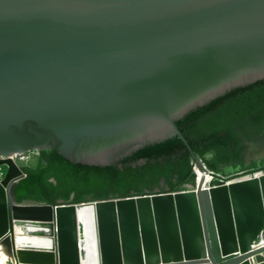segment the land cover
Returning <instances> with one entry per match:
<instances>
[{
	"label": "water",
	"instance_id": "obj_1",
	"mask_svg": "<svg viewBox=\"0 0 264 264\" xmlns=\"http://www.w3.org/2000/svg\"><path fill=\"white\" fill-rule=\"evenodd\" d=\"M263 79L264 0H0V243L13 263L264 264V165L226 176L192 153L221 182L211 191L57 205L12 193L41 150L106 166L173 137L189 147L175 120ZM28 153L33 164L12 159Z\"/></svg>",
	"mask_w": 264,
	"mask_h": 264
},
{
	"label": "trees",
	"instance_id": "obj_2",
	"mask_svg": "<svg viewBox=\"0 0 264 264\" xmlns=\"http://www.w3.org/2000/svg\"><path fill=\"white\" fill-rule=\"evenodd\" d=\"M178 137L145 145L111 165L73 164L57 151L41 150L34 169L12 188L17 203L49 205L179 192L194 185L192 153L215 173L241 172L252 143L264 140V79L237 87L175 120Z\"/></svg>",
	"mask_w": 264,
	"mask_h": 264
},
{
	"label": "bare ground",
	"instance_id": "obj_3",
	"mask_svg": "<svg viewBox=\"0 0 264 264\" xmlns=\"http://www.w3.org/2000/svg\"><path fill=\"white\" fill-rule=\"evenodd\" d=\"M264 155V152L260 153L259 156ZM13 161H15L18 165H23V164H33L34 159H35V154L34 153H28V154H22V155H14L12 156ZM250 158V157H249ZM197 168V167H196ZM200 172V182H202L203 184V188L204 189H209V191H211V189H213V187L210 185L213 177L209 174V173H203L201 171ZM261 174L258 173L256 174V176H260ZM4 174H1L0 177H2L3 179ZM245 178V177H244ZM244 178L241 179H235V180H231V181H227V184H237V183H242V181L244 180ZM252 177L251 176H247V181L250 180ZM0 179V181L2 180ZM219 184H216V186ZM214 190V189H213ZM264 242V239L262 240ZM11 257H9L8 253L5 251V246H3L0 243V264H6L8 259H10Z\"/></svg>",
	"mask_w": 264,
	"mask_h": 264
},
{
	"label": "rangeland",
	"instance_id": "obj_4",
	"mask_svg": "<svg viewBox=\"0 0 264 264\" xmlns=\"http://www.w3.org/2000/svg\"><path fill=\"white\" fill-rule=\"evenodd\" d=\"M248 150H249L248 153L245 155V158L247 157V160L245 159V163L246 164H250L253 161L258 162V163L259 162H264V159H263L264 155L259 156L260 153L264 152V140L259 142V143H257V144H255L254 146H250L248 148ZM5 171H6L5 167L0 168V175L4 174ZM236 173H238V172H233L231 170V168H227L225 170V173H221V174H224L226 176H230V175H234ZM0 179H2V177H0ZM5 251L7 252L6 247H5ZM9 257H10V255H9ZM6 264H14L12 257L10 259H8Z\"/></svg>",
	"mask_w": 264,
	"mask_h": 264
},
{
	"label": "built area",
	"instance_id": "obj_5",
	"mask_svg": "<svg viewBox=\"0 0 264 264\" xmlns=\"http://www.w3.org/2000/svg\"><path fill=\"white\" fill-rule=\"evenodd\" d=\"M193 173H194V185L193 186H197L200 183V172L199 170L195 167V165H193ZM216 184H221V182L216 181L214 178L212 179L210 185L216 186ZM158 193H167V192H160L159 190H156L154 194H158Z\"/></svg>",
	"mask_w": 264,
	"mask_h": 264
},
{
	"label": "flooded vegetation",
	"instance_id": "obj_6",
	"mask_svg": "<svg viewBox=\"0 0 264 264\" xmlns=\"http://www.w3.org/2000/svg\"><path fill=\"white\" fill-rule=\"evenodd\" d=\"M263 141V140H262ZM261 142V141H260ZM256 143H252L250 146L255 145ZM249 150H247L246 154L248 153ZM264 165V164H263Z\"/></svg>",
	"mask_w": 264,
	"mask_h": 264
}]
</instances>
